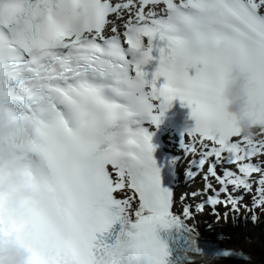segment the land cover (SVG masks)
Returning a JSON list of instances; mask_svg holds the SVG:
<instances>
[{
    "label": "snow or ice",
    "instance_id": "snow-or-ice-1",
    "mask_svg": "<svg viewBox=\"0 0 264 264\" xmlns=\"http://www.w3.org/2000/svg\"><path fill=\"white\" fill-rule=\"evenodd\" d=\"M0 47L20 69L3 81L8 99L35 122L34 156L55 162L62 193L6 220L0 192V234L31 223L38 240L54 242L56 255L37 252L39 264H95L123 238L151 264H169V240L189 264H223L233 249L213 256L209 240L206 256L192 222L205 208L217 222L220 207L225 217L243 207L253 222L264 212V130L242 136L220 99L240 64L249 115L264 125V0H0ZM175 100L194 123L182 155L157 161L143 125ZM182 161L185 183L199 177L202 187L177 197Z\"/></svg>",
    "mask_w": 264,
    "mask_h": 264
},
{
    "label": "clouds",
    "instance_id": "clouds-1",
    "mask_svg": "<svg viewBox=\"0 0 264 264\" xmlns=\"http://www.w3.org/2000/svg\"><path fill=\"white\" fill-rule=\"evenodd\" d=\"M199 43V39L193 41L197 46ZM15 56L14 50L0 47V192L7 195L4 210L6 220L12 209L20 207L23 197H30L35 205L45 207L62 195L55 187L50 171L55 168V162L51 159L41 162L34 156L37 139L35 122L23 117L17 118L18 114L8 99L9 92L3 86L6 78L14 71H20L19 66L13 64ZM249 81V72L240 64H233L223 81L220 99L234 118L241 135L258 138L264 125L249 115ZM32 182L37 187H32ZM44 184L51 185V190L40 187ZM29 231L31 228L26 229V232ZM48 254L54 255L55 252L49 248ZM30 255L28 248L18 241L15 233L8 239L0 237V264H31ZM95 264H151V261L148 255L136 249L134 241L123 238L98 255Z\"/></svg>",
    "mask_w": 264,
    "mask_h": 264
},
{
    "label": "trees",
    "instance_id": "trees-1",
    "mask_svg": "<svg viewBox=\"0 0 264 264\" xmlns=\"http://www.w3.org/2000/svg\"><path fill=\"white\" fill-rule=\"evenodd\" d=\"M243 216H246V214L244 213ZM243 218V217H242ZM226 225L227 228H229L230 231L235 230L237 231V229H239L241 226H245L248 225V223H246V221H244L243 219L240 221V219L237 218H230L229 220H227V222L224 223ZM243 224V225H241ZM255 229L254 231L260 232V230L262 231V234L264 235V220L263 219H259L256 223H255Z\"/></svg>",
    "mask_w": 264,
    "mask_h": 264
},
{
    "label": "bare ground",
    "instance_id": "bare-ground-1",
    "mask_svg": "<svg viewBox=\"0 0 264 264\" xmlns=\"http://www.w3.org/2000/svg\"><path fill=\"white\" fill-rule=\"evenodd\" d=\"M198 181H200L199 177L192 183L191 186L197 185L198 184ZM192 223L198 229L199 226H197L198 225L197 219L194 220ZM199 230H200V227H199ZM221 240H222V242L225 245H228V241L225 238H223ZM242 247H244V246H242ZM244 248H246V247H244ZM252 253L255 256V262H248V263H242V262H223V264H264V255L259 250H255Z\"/></svg>",
    "mask_w": 264,
    "mask_h": 264
},
{
    "label": "rangeland",
    "instance_id": "rangeland-1",
    "mask_svg": "<svg viewBox=\"0 0 264 264\" xmlns=\"http://www.w3.org/2000/svg\"><path fill=\"white\" fill-rule=\"evenodd\" d=\"M200 216H202V215H200ZM203 218V217H202ZM206 217H204V219H205ZM205 224V223H204ZM214 228H217V229H220V228H218L217 226H214ZM205 232L206 233H209V234H211V233H213V232H217V230H213L212 228L210 229V230H205ZM246 232H248L249 233V229L246 231ZM218 233V232H217ZM219 235V234H218ZM228 241H229V245H231V246H233V247H239V246H241V245H243L244 243L246 244L247 243V241H248V243L249 244H247V250H251V251H253L256 247H253V244L254 243H252L251 242V238L250 237H252L251 235H250V237L248 236L247 238H244V239H242V240H240V238H236V239H234L233 237L232 238H230L229 236H227V235H225L224 236ZM251 243V244H250Z\"/></svg>",
    "mask_w": 264,
    "mask_h": 264
}]
</instances>
